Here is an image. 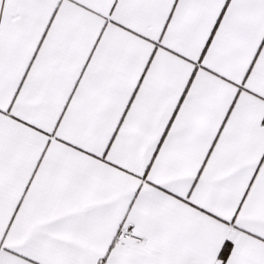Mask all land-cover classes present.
<instances>
[{
    "label": "snow or ice",
    "instance_id": "1",
    "mask_svg": "<svg viewBox=\"0 0 264 264\" xmlns=\"http://www.w3.org/2000/svg\"><path fill=\"white\" fill-rule=\"evenodd\" d=\"M0 264H264V0H0Z\"/></svg>",
    "mask_w": 264,
    "mask_h": 264
}]
</instances>
